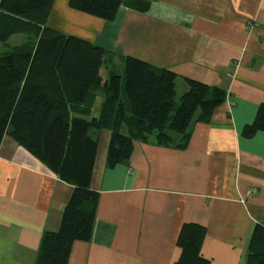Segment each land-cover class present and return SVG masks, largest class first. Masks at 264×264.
I'll return each instance as SVG.
<instances>
[{
    "label": "crops",
    "instance_id": "crops-1",
    "mask_svg": "<svg viewBox=\"0 0 264 264\" xmlns=\"http://www.w3.org/2000/svg\"><path fill=\"white\" fill-rule=\"evenodd\" d=\"M146 1V11L122 4L108 21L54 0L47 25L107 51L102 81L122 74L129 55L174 71L176 97L187 77L224 89L225 98L207 121L196 112L183 147L178 134L169 145L152 135L113 167L106 164L110 129L90 130L97 139L90 187L99 197L92 235L73 242L67 264H173L184 222L205 226L200 254L210 264H245L252 227L264 219V132L241 135L264 103V0ZM102 101L96 92L92 116ZM71 190L3 136L0 264H34L42 234L58 229Z\"/></svg>",
    "mask_w": 264,
    "mask_h": 264
},
{
    "label": "trees",
    "instance_id": "trees-1",
    "mask_svg": "<svg viewBox=\"0 0 264 264\" xmlns=\"http://www.w3.org/2000/svg\"><path fill=\"white\" fill-rule=\"evenodd\" d=\"M53 1L0 0V41L14 32L36 35L33 43L0 55V142L10 136L72 186L59 227L42 234L34 264H67L73 242L92 235L99 193L90 187L97 149L90 130L110 129L106 164L113 167L129 159L135 141L152 135L158 144L169 145L178 134L183 147L196 112L207 121L225 98L224 89L185 77L187 88L176 102L177 74L129 55L122 57V74L113 71L102 81L107 51L48 26ZM122 4L139 11L149 5L146 0H68L71 8L108 21ZM98 91L103 101L94 117ZM258 131L264 132V103L241 135L249 138ZM205 235L204 225L184 222L173 264H210L200 254ZM245 264H264V219L252 227Z\"/></svg>",
    "mask_w": 264,
    "mask_h": 264
},
{
    "label": "rangeland",
    "instance_id": "rangeland-1",
    "mask_svg": "<svg viewBox=\"0 0 264 264\" xmlns=\"http://www.w3.org/2000/svg\"><path fill=\"white\" fill-rule=\"evenodd\" d=\"M65 3V2H64ZM67 3L65 9L67 10ZM36 39V35L28 32H14L7 40L0 41V55L11 50L12 47L21 43H33ZM122 72V68L119 69ZM180 94L175 98L178 102ZM125 132V130H123Z\"/></svg>",
    "mask_w": 264,
    "mask_h": 264
},
{
    "label": "built area",
    "instance_id": "built-area-1",
    "mask_svg": "<svg viewBox=\"0 0 264 264\" xmlns=\"http://www.w3.org/2000/svg\"><path fill=\"white\" fill-rule=\"evenodd\" d=\"M251 192V191H248V193Z\"/></svg>",
    "mask_w": 264,
    "mask_h": 264
}]
</instances>
